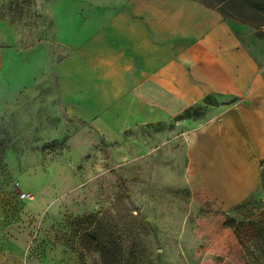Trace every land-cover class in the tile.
<instances>
[{
    "label": "rangeland",
    "instance_id": "rangeland-1",
    "mask_svg": "<svg viewBox=\"0 0 264 264\" xmlns=\"http://www.w3.org/2000/svg\"><path fill=\"white\" fill-rule=\"evenodd\" d=\"M200 1L264 78V0ZM104 9L116 0H0V264H264V154L258 188L225 208L177 129L236 98L209 96L120 142L74 114L71 77L97 68L80 49Z\"/></svg>",
    "mask_w": 264,
    "mask_h": 264
},
{
    "label": "crops",
    "instance_id": "crops-1",
    "mask_svg": "<svg viewBox=\"0 0 264 264\" xmlns=\"http://www.w3.org/2000/svg\"><path fill=\"white\" fill-rule=\"evenodd\" d=\"M102 12L103 27L80 49L82 60L97 56V68L88 69V83L71 77L74 114L120 142L126 132L174 122L209 96L234 97L235 104L211 107L202 119L177 121V129L220 204L248 200L260 185L264 78L219 8L197 0H116V10ZM91 140L84 130V153Z\"/></svg>",
    "mask_w": 264,
    "mask_h": 264
},
{
    "label": "trees",
    "instance_id": "trees-1",
    "mask_svg": "<svg viewBox=\"0 0 264 264\" xmlns=\"http://www.w3.org/2000/svg\"><path fill=\"white\" fill-rule=\"evenodd\" d=\"M197 1H200V0H197ZM201 2V1H200ZM203 3V2H202ZM205 4V3H204ZM205 5H207V4H205ZM207 6H210V5H207ZM210 7H216V5L215 6H210ZM219 8V7H218ZM220 10V9H219ZM221 11V10H220ZM222 12V11H221ZM223 14V13H222ZM208 98L209 97H207L206 98V100H208ZM188 111H186L185 113H184V115H183V117L185 116L186 118H187V116H186V113H187Z\"/></svg>",
    "mask_w": 264,
    "mask_h": 264
}]
</instances>
